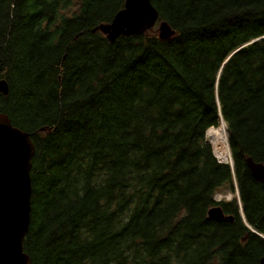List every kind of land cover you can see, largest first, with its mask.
<instances>
[{"label": "trees", "instance_id": "obj_1", "mask_svg": "<svg viewBox=\"0 0 264 264\" xmlns=\"http://www.w3.org/2000/svg\"><path fill=\"white\" fill-rule=\"evenodd\" d=\"M124 2L0 0V112L35 147L30 264H259L238 210L264 236V0H151L166 40L91 31ZM221 120L232 167L205 141Z\"/></svg>", "mask_w": 264, "mask_h": 264}, {"label": "water", "instance_id": "obj_2", "mask_svg": "<svg viewBox=\"0 0 264 264\" xmlns=\"http://www.w3.org/2000/svg\"><path fill=\"white\" fill-rule=\"evenodd\" d=\"M157 24L158 36L169 39L175 31L166 21H159L158 12L151 0H125L110 22L100 23L92 32L100 31L108 41L119 36L142 34ZM252 40L251 42L260 38ZM8 83L0 78V93H8ZM35 147L30 133L14 126L6 113L0 112V264H30L24 251L23 240L28 232L31 209V159ZM246 164L256 180L264 181V166L250 156ZM242 216V210L240 209ZM207 216L213 219L232 220L220 206H212ZM244 220V216H242ZM260 238L264 236L246 224ZM264 264V256L259 259Z\"/></svg>", "mask_w": 264, "mask_h": 264}, {"label": "bare ground", "instance_id": "obj_3", "mask_svg": "<svg viewBox=\"0 0 264 264\" xmlns=\"http://www.w3.org/2000/svg\"><path fill=\"white\" fill-rule=\"evenodd\" d=\"M207 141L213 148V154L220 162H227L230 159V151L227 138L226 124L221 122L217 127H211L206 131ZM221 196V195H220ZM216 200V198L214 197Z\"/></svg>", "mask_w": 264, "mask_h": 264}, {"label": "rangeland", "instance_id": "obj_4", "mask_svg": "<svg viewBox=\"0 0 264 264\" xmlns=\"http://www.w3.org/2000/svg\"><path fill=\"white\" fill-rule=\"evenodd\" d=\"M69 2H71V4L69 5V10L68 11H71L73 9L76 8V2L77 0H69ZM220 125V124H219ZM217 127V126H216ZM205 137H206V134H205ZM207 140V138H206ZM208 142V141H207ZM209 143V142H208ZM210 144V143H209ZM213 149V148H212ZM221 195V196H220ZM234 196H236V192L234 191H231L227 188H223L221 191H219L218 193H216L215 195V198L216 199H220V200H223V201H229L231 200Z\"/></svg>", "mask_w": 264, "mask_h": 264}, {"label": "flooded vegetation", "instance_id": "obj_5", "mask_svg": "<svg viewBox=\"0 0 264 264\" xmlns=\"http://www.w3.org/2000/svg\"><path fill=\"white\" fill-rule=\"evenodd\" d=\"M222 208V207H221ZM223 210V209H222ZM224 212V211H223ZM224 214H225V212H224Z\"/></svg>", "mask_w": 264, "mask_h": 264}]
</instances>
